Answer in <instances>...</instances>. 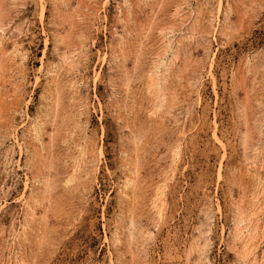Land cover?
I'll list each match as a JSON object with an SVG mask.
<instances>
[{"label":"rangeland","instance_id":"obj_1","mask_svg":"<svg viewBox=\"0 0 264 264\" xmlns=\"http://www.w3.org/2000/svg\"><path fill=\"white\" fill-rule=\"evenodd\" d=\"M0 264H264V0H0Z\"/></svg>","mask_w":264,"mask_h":264}]
</instances>
